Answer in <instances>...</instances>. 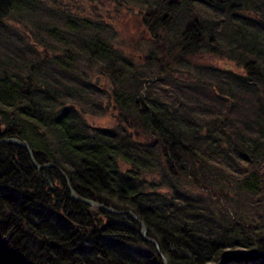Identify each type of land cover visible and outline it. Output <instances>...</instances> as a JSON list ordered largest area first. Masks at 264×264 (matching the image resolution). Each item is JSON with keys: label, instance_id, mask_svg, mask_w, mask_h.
<instances>
[{"label": "trees", "instance_id": "16d2710c", "mask_svg": "<svg viewBox=\"0 0 264 264\" xmlns=\"http://www.w3.org/2000/svg\"><path fill=\"white\" fill-rule=\"evenodd\" d=\"M1 138L167 264H264V0H0ZM0 264L162 257L4 142Z\"/></svg>", "mask_w": 264, "mask_h": 264}, {"label": "water", "instance_id": "95a60500", "mask_svg": "<svg viewBox=\"0 0 264 264\" xmlns=\"http://www.w3.org/2000/svg\"><path fill=\"white\" fill-rule=\"evenodd\" d=\"M4 142H12V143H15L17 146L23 148L27 152V154L29 155V158H30L33 166L35 167V169L39 170V169L44 168V167H54L59 172V174L61 175V177L63 178V180H64V182H65V184L67 186V189H68V191H69L70 196H71L72 199L77 200V201H80V202L85 203L87 205L95 206V207H98V208H103L106 211L111 212V213L128 214L133 220H135L140 225L141 232H142V237L146 241H149V242H152V243L155 244V247H156V249H157L160 257H162V264H167V261H166L165 257H163V255L159 252L158 246L154 242V240L153 239H150V238H146V232H147V230H146L145 225L143 224V222H141L133 214V212L131 210L117 211V210H114L111 207H104L103 205L98 204L97 202H95L93 200H90V199H87V198H83V197H80V196L76 195V193L73 191V189L69 185V181H68V178H67L66 174L60 168H58L57 166L53 165L52 163H46V164H43V165L36 164V162L34 160V157H33V154L31 152V149L29 148V146H28L27 143H25V142H23V141H21L19 139H16V138H1L0 139V143H4ZM232 253H243V254H246V251L245 250H242V249H237L235 251H232V252L227 253L217 263H209V264H220L222 261L226 260L229 256H231ZM250 254L251 255H258V253H250Z\"/></svg>", "mask_w": 264, "mask_h": 264}, {"label": "rangeland", "instance_id": "374dc122", "mask_svg": "<svg viewBox=\"0 0 264 264\" xmlns=\"http://www.w3.org/2000/svg\"><path fill=\"white\" fill-rule=\"evenodd\" d=\"M126 9H128L126 11L130 12L131 15H133V16L137 14L134 11H130L129 8H126ZM126 29L129 30V27H126ZM205 61L208 62V64H211V65L219 67V68L227 67V68H230L234 71H238V68H236L230 61H227L223 58H214V57L210 58L209 57V58H206ZM85 118L87 119L89 124H91L93 126L108 127V126H112V124H113V119H112V117H110V115H104V116L102 115L101 116V115H98L95 113V115H88V116H85Z\"/></svg>", "mask_w": 264, "mask_h": 264}, {"label": "bare ground", "instance_id": "6f19581e", "mask_svg": "<svg viewBox=\"0 0 264 264\" xmlns=\"http://www.w3.org/2000/svg\"><path fill=\"white\" fill-rule=\"evenodd\" d=\"M140 234H141V236H142V232H141V228H140ZM143 238V237H142ZM144 239V238H143Z\"/></svg>", "mask_w": 264, "mask_h": 264}]
</instances>
